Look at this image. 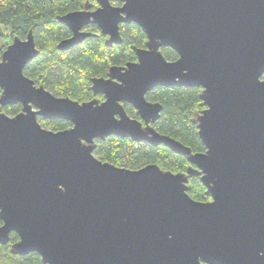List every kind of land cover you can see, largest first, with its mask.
<instances>
[{
	"label": "water",
	"instance_id": "obj_1",
	"mask_svg": "<svg viewBox=\"0 0 264 264\" xmlns=\"http://www.w3.org/2000/svg\"><path fill=\"white\" fill-rule=\"evenodd\" d=\"M58 20L72 33L61 52L92 37L89 25L112 47L123 42L120 25L135 24L146 47L92 79L105 100L80 103L27 77L40 51L32 30L14 37L0 61V244L16 233L12 254L37 253L44 264H264V0H87ZM175 86L202 89L194 122L204 153L153 126L163 107L147 94ZM17 104V115L3 111ZM39 118L72 127L55 132ZM112 136L164 145L190 167L104 162L96 141ZM189 177L210 201L189 195Z\"/></svg>",
	"mask_w": 264,
	"mask_h": 264
},
{
	"label": "trees",
	"instance_id": "obj_2",
	"mask_svg": "<svg viewBox=\"0 0 264 264\" xmlns=\"http://www.w3.org/2000/svg\"><path fill=\"white\" fill-rule=\"evenodd\" d=\"M87 0H0V42L5 37V44L0 46V61L14 37L26 39L33 31L39 56L25 69V75L38 86L59 97H69L80 103L97 98L92 91V79L107 77L112 66H126L135 62L137 57L133 47L145 48L146 35L135 24H121L122 44L107 47V37L97 26L87 27L93 34L81 45L71 51L61 52L58 44L72 36L71 31L61 24L58 17L84 9ZM113 5L121 3L113 1ZM91 9L97 3L91 2ZM6 40H9L7 42ZM168 61H176L179 55L171 48H162ZM264 80V77H263ZM201 88L158 87L147 94V100L162 105L160 119L153 125L162 135L169 136L193 153H204L206 147L199 137L198 126L194 122L197 114L205 106L200 98ZM0 89V96H1ZM102 101L103 96H98ZM127 113L138 120L137 111L129 104H124ZM17 104L3 108L8 115L15 116L21 111ZM43 127L59 132L72 127L64 120L50 121L39 118ZM95 155L104 162L131 170L141 169L149 164H156L165 171L185 173L190 163L185 156L173 152L164 145L154 147L146 142H134L130 138L109 137L96 141ZM189 195L196 201L208 202L211 196L202 184L200 177H189ZM19 240L16 233L11 234L8 245L0 244V264H44L37 253L25 256L14 255L10 244Z\"/></svg>",
	"mask_w": 264,
	"mask_h": 264
},
{
	"label": "flooded vegetation",
	"instance_id": "obj_3",
	"mask_svg": "<svg viewBox=\"0 0 264 264\" xmlns=\"http://www.w3.org/2000/svg\"><path fill=\"white\" fill-rule=\"evenodd\" d=\"M91 2H94V1H91ZM91 2H90V4H91ZM96 3V2H95ZM99 7V5L97 4V8ZM96 8V9H97ZM96 9H94V10H96ZM90 10L91 11H94L93 9H91L90 8ZM89 26H96V25H89ZM89 26H87V27H89ZM87 27L84 29L85 31H87ZM99 29V28H98ZM87 32H89V31H87ZM137 60V59H136ZM100 96H102V95H100ZM104 97V96H103ZM97 98H98V96H97ZM100 99V98H99ZM101 100V99H100ZM104 100H105V97H104ZM102 101V100H101ZM3 223H2V221L0 220V226L2 225ZM13 244V243H12ZM12 244H10V246L12 245ZM8 245V244H7Z\"/></svg>",
	"mask_w": 264,
	"mask_h": 264
},
{
	"label": "rangeland",
	"instance_id": "obj_4",
	"mask_svg": "<svg viewBox=\"0 0 264 264\" xmlns=\"http://www.w3.org/2000/svg\"><path fill=\"white\" fill-rule=\"evenodd\" d=\"M7 42H9V40H6ZM5 44V37L2 39V41L0 42V46Z\"/></svg>",
	"mask_w": 264,
	"mask_h": 264
}]
</instances>
